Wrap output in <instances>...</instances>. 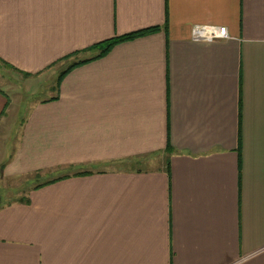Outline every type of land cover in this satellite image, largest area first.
<instances>
[{
    "label": "crops",
    "instance_id": "0c3cea01",
    "mask_svg": "<svg viewBox=\"0 0 264 264\" xmlns=\"http://www.w3.org/2000/svg\"><path fill=\"white\" fill-rule=\"evenodd\" d=\"M0 61L54 93L24 114L0 83V178L34 183L0 264H264V0H0Z\"/></svg>",
    "mask_w": 264,
    "mask_h": 264
},
{
    "label": "rangeland",
    "instance_id": "374dc122",
    "mask_svg": "<svg viewBox=\"0 0 264 264\" xmlns=\"http://www.w3.org/2000/svg\"><path fill=\"white\" fill-rule=\"evenodd\" d=\"M64 63L66 62H60L54 65L51 69H49L48 74L54 75L56 71H57L56 74H58V70H60L63 67ZM21 80L22 79L20 78V75L18 73H13L7 70V67L4 66L3 63L0 61V83H3V84L11 83V85H13L11 87V91L14 93L19 92L21 94L19 97L17 95L16 96H17V100L19 99L18 102H22L21 103L22 111L25 114L28 112L29 106H31V104L34 101L46 98L52 93V90L49 87L51 86V84L47 83L48 86L44 85V87L40 84L39 87H35L36 90H40L39 93L36 95H32L31 90L26 88V83H22ZM4 86L5 85H3V87ZM35 177H37L38 180H40L41 177L43 178L45 176L43 173H35ZM0 180H1L0 181V199L2 200V206L6 204L8 201L14 200L16 197H18L19 193H22V192L25 193L28 190V188L34 185V183H31L30 185L27 184L25 180L14 181V182L11 181V183L1 178Z\"/></svg>",
    "mask_w": 264,
    "mask_h": 264
},
{
    "label": "trees",
    "instance_id": "16d2710c",
    "mask_svg": "<svg viewBox=\"0 0 264 264\" xmlns=\"http://www.w3.org/2000/svg\"><path fill=\"white\" fill-rule=\"evenodd\" d=\"M157 29H149V30H143V31H138V32H134L131 33L129 35L123 36V37H117L111 40H107L104 41L102 43H99L91 48L85 49L83 51H79V52H75L72 55H69L65 58H63L62 60L66 63H64V68L63 70L60 72L59 77L56 81V88L58 89L60 86V83L62 82L63 78L73 69H75L76 67H79L81 65L87 64L89 62H92L94 60L100 59L102 57H104L114 46H116L119 43L122 42H126V41H130V40H134L136 38H139L141 36H144L146 34L155 32ZM88 53H95L94 55H86ZM6 66H9L6 64ZM56 98H52L51 100H54ZM171 147L167 148V151L170 152ZM92 172H76L73 173L74 176H80V175H86V174H91ZM67 177H70V174L67 175H63L61 177L52 179L50 181H47L45 183H38L35 188H39L41 186L47 185L49 183H53L62 179H65ZM19 202H25L28 203L29 199L27 197H23L21 199L18 200Z\"/></svg>",
    "mask_w": 264,
    "mask_h": 264
},
{
    "label": "built area",
    "instance_id": "2783aa9c",
    "mask_svg": "<svg viewBox=\"0 0 264 264\" xmlns=\"http://www.w3.org/2000/svg\"><path fill=\"white\" fill-rule=\"evenodd\" d=\"M193 38L195 41L213 42L229 39V33L227 27H195Z\"/></svg>",
    "mask_w": 264,
    "mask_h": 264
},
{
    "label": "water",
    "instance_id": "95a60500",
    "mask_svg": "<svg viewBox=\"0 0 264 264\" xmlns=\"http://www.w3.org/2000/svg\"><path fill=\"white\" fill-rule=\"evenodd\" d=\"M1 204H2V200L0 199V207H1Z\"/></svg>",
    "mask_w": 264,
    "mask_h": 264
}]
</instances>
